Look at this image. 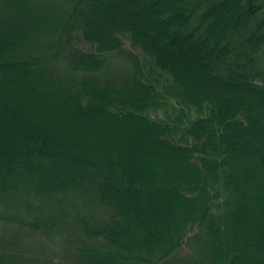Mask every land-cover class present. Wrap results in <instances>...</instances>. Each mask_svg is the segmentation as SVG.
Returning a JSON list of instances; mask_svg holds the SVG:
<instances>
[{"label": "trees", "instance_id": "16d2710c", "mask_svg": "<svg viewBox=\"0 0 264 264\" xmlns=\"http://www.w3.org/2000/svg\"><path fill=\"white\" fill-rule=\"evenodd\" d=\"M0 264H264V0H0Z\"/></svg>", "mask_w": 264, "mask_h": 264}, {"label": "rangeland", "instance_id": "374dc122", "mask_svg": "<svg viewBox=\"0 0 264 264\" xmlns=\"http://www.w3.org/2000/svg\"><path fill=\"white\" fill-rule=\"evenodd\" d=\"M129 46V44H127ZM114 63L117 65V66H121L123 64V59L121 57H118L115 59Z\"/></svg>", "mask_w": 264, "mask_h": 264}]
</instances>
